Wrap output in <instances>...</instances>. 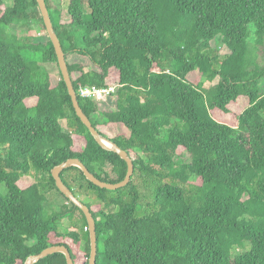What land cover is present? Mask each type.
Instances as JSON below:
<instances>
[{
    "label": "trees",
    "instance_id": "trees-1",
    "mask_svg": "<svg viewBox=\"0 0 264 264\" xmlns=\"http://www.w3.org/2000/svg\"><path fill=\"white\" fill-rule=\"evenodd\" d=\"M46 2L76 91L117 87L107 103L78 99L135 165L116 190L77 166L61 173L76 196L97 199H82L96 219V264H264V0H69L68 23ZM33 7L37 0H0V264H25L53 244L75 260L54 238L80 235L61 234L59 222L77 209L88 223L57 188L55 166L79 158L111 183L128 170L78 117L62 73L43 65L58 63L51 39L26 41L10 29L33 18L46 29ZM27 175L37 181L23 185ZM51 188L72 209L50 212ZM85 237L89 257L88 229ZM34 264L67 259L58 252Z\"/></svg>",
    "mask_w": 264,
    "mask_h": 264
},
{
    "label": "water",
    "instance_id": "water-1",
    "mask_svg": "<svg viewBox=\"0 0 264 264\" xmlns=\"http://www.w3.org/2000/svg\"><path fill=\"white\" fill-rule=\"evenodd\" d=\"M37 2H38L40 13L44 20V24L46 26L47 34L55 47L59 68L66 82V85L68 87V91L72 98V102H73V105H74V108L76 110L78 117L88 127L93 137L104 149L116 152L128 164V170H127V174L125 178L122 181L117 182V183H111V182L101 180L94 173H92L89 170V168L79 158H69L52 169V175L56 181V186L59 189V191L63 193L77 207H79L83 211L87 219L88 230L90 233V242H91L89 264H96L97 254H98V242H97L98 237H97L96 219L93 215L91 208L86 203H84L80 199V197L76 196V194L72 191V189L64 182L61 173L64 169H67L71 166H77L84 172L87 179H89L95 185L101 188L109 189V190H116V189L125 187L126 185L130 183L132 176L134 174V171H135V165L128 151L120 147L117 143L110 140L105 135L101 134L98 131V129L93 125L90 117L84 112L83 108L80 105V101L78 99V95L74 87L72 78H71V73H70L68 62L66 59V53L63 49L61 40L55 30L47 2L46 0H37ZM58 252H61L65 255L67 259V264H76L69 247H67L65 244L50 245L46 247L45 249H43L40 253L30 255L27 258L25 264H34L36 261L50 254L58 253Z\"/></svg>",
    "mask_w": 264,
    "mask_h": 264
},
{
    "label": "rangeland",
    "instance_id": "rangeland-1",
    "mask_svg": "<svg viewBox=\"0 0 264 264\" xmlns=\"http://www.w3.org/2000/svg\"><path fill=\"white\" fill-rule=\"evenodd\" d=\"M56 2V15L59 17L61 22H65L68 23L69 21V14H68V2L69 0H55ZM5 3L7 5H10L13 3V0H5ZM85 10L88 11L87 9V5H85ZM31 11L35 14L38 15V11L39 7H33L31 8ZM10 29H14L17 32V35L26 41H37V42H43L46 41L48 39V34H47V30L44 28V25L42 24L41 21H39V18H33L30 21H28L27 23H18V24H13L10 26ZM69 29H71L69 27ZM252 39V38H251ZM253 42V40H251ZM218 43L213 42V45H217ZM219 50L221 54H228L230 52L229 48L226 45H221L218 44ZM27 54V53H26ZM43 65H45L47 67V69L54 74L55 76H57V78H59L60 76V68H59V64L57 62H46L43 63ZM210 82L207 81V87L210 86ZM113 97V96H112ZM111 97V98H112ZM109 98V99H111ZM103 101L105 103H107V101ZM112 107L113 105V101H111ZM107 105L102 104V108L105 109L107 108ZM212 116L220 122H225L228 123L230 120L229 115H225V113L220 112V111H214L212 112ZM95 120H100L101 122H103V117L101 114H96L94 116ZM113 127V126H111ZM108 128L107 126L103 127V131L109 133L110 135H114L117 131L115 129H111ZM22 182L23 185H27V184H32L34 182L37 181V178L35 176L32 175H27L24 176L22 178ZM0 193L1 194H6L7 193V187L5 184H2L0 186ZM80 199H85L91 202H96L97 199L95 198V196L93 194H86L83 193L80 196ZM47 204L46 207L47 209L52 212L53 210L56 211H65L67 209H72V205L71 203L63 196L61 195L57 189L55 188H51L48 192H47ZM88 229V226H86L85 224V219L83 217V214L81 213L80 210L74 209L73 212L71 213L70 216L63 218L60 222H59V232L61 234H64L67 231H75L78 232L80 235V241L76 242L74 239L71 238H64V236H58L57 238H54V241H65L66 243H68L71 247L72 252L75 254L76 256V264H84L87 259H89V257H87V250H86V230ZM249 248V245H246L244 248H238V252H242L244 250H247ZM107 261L104 260V264H106Z\"/></svg>",
    "mask_w": 264,
    "mask_h": 264
},
{
    "label": "built area",
    "instance_id": "built-area-1",
    "mask_svg": "<svg viewBox=\"0 0 264 264\" xmlns=\"http://www.w3.org/2000/svg\"><path fill=\"white\" fill-rule=\"evenodd\" d=\"M77 95H80L84 99H91L94 101H106L117 92V87L110 86H97V85H86L80 87L79 91H76Z\"/></svg>",
    "mask_w": 264,
    "mask_h": 264
},
{
    "label": "flooded vegetation",
    "instance_id": "flooded-vegetation-1",
    "mask_svg": "<svg viewBox=\"0 0 264 264\" xmlns=\"http://www.w3.org/2000/svg\"><path fill=\"white\" fill-rule=\"evenodd\" d=\"M65 196V195H64ZM66 197V196H65ZM76 259V258H75ZM76 261V260H75Z\"/></svg>",
    "mask_w": 264,
    "mask_h": 264
}]
</instances>
